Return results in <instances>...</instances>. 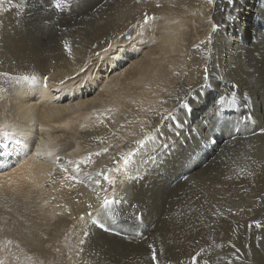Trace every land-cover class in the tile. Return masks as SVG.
<instances>
[{
  "label": "bare ground",
  "instance_id": "obj_1",
  "mask_svg": "<svg viewBox=\"0 0 264 264\" xmlns=\"http://www.w3.org/2000/svg\"><path fill=\"white\" fill-rule=\"evenodd\" d=\"M79 1L0 0V258L20 262L9 253L22 246L60 262L72 254L75 264H124L105 256L119 240L129 241L122 251L177 249L167 264H191L201 248L204 260L229 256L197 205L194 181L224 146L264 126V90L249 74L264 65V0H96L76 11L70 30L53 27L51 15L59 7L69 15ZM121 33L133 40H116L118 55L92 56L93 44ZM90 58L88 81L61 89ZM224 113L240 120L241 135L210 138ZM198 137L210 139L214 159ZM198 158L202 168L185 169ZM156 203L170 208L157 230Z\"/></svg>",
  "mask_w": 264,
  "mask_h": 264
},
{
  "label": "rangeland",
  "instance_id": "obj_2",
  "mask_svg": "<svg viewBox=\"0 0 264 264\" xmlns=\"http://www.w3.org/2000/svg\"><path fill=\"white\" fill-rule=\"evenodd\" d=\"M95 1L96 0H80L74 5L69 15L67 14L68 11L63 12V8L59 7L56 14L51 15L53 19V27H59L61 31L70 30L72 28L73 19L76 16V13L80 11L81 6L92 4ZM61 4H63V1H61ZM71 4L72 3H70V6ZM66 6L70 8V6ZM65 14L67 15L65 16ZM97 16H101V9L99 10V15ZM249 74L253 77L252 85L259 86L262 90H264V65L249 70ZM255 91L256 87H254V92L250 89V95L253 96V93L255 95ZM227 97L231 99L239 97L237 99L240 101L241 99L242 102L247 101V96L240 95L238 92L233 90H229ZM221 115L218 122L220 124ZM220 124L218 125V128H220ZM262 129H264V126ZM216 131L217 130H212L210 132V138L215 140L219 139V136H216ZM194 164V162L187 163L185 169H190L191 172L196 171L199 168H193L192 166H194ZM227 177H231V179H227ZM199 180L197 179L194 181V183L196 182L197 190L201 192L199 193V196L202 197V200L200 203H197V205L201 208V210L205 208L202 212L205 211L204 213L206 215V219H209L211 222L210 232L215 236L218 235L215 240L223 239L228 244L229 249L231 248L229 256L225 254L217 256L223 258L220 261V264H225V261H232V264H264V242L260 241V238L264 237V228L255 227L253 224V221L256 220L260 221L261 224H264V133L261 131L257 137L249 139V141L235 142L229 144L228 146H224L223 150L219 152L214 162V166L203 176V178H200ZM174 183H176V180ZM245 189H247V191H245ZM157 205L158 207H156ZM159 206V203L151 206V211L153 210L155 212L157 210L156 212L160 216L159 220H161L158 221L157 228L155 230L162 226L165 220L164 217L170 209L169 207H166V210L162 212L164 206ZM248 208H252V211L248 212ZM229 209H231V212L228 211ZM241 209H244V211H241ZM7 215L13 218L11 215ZM9 217L7 218V221L9 220ZM0 218V228H4L6 219H3L1 216ZM142 218H144L142 213L137 214L136 219L138 221H141ZM145 225L148 224L145 223ZM249 225L253 226L249 227ZM26 229L28 228H25L24 232L27 231ZM168 230L178 233L179 227L169 228ZM157 232H160V230ZM117 242L122 246H125V244L128 246L129 243V241L127 242L126 240H119ZM233 244L236 246V249H239V261H236L233 258L234 249L231 247ZM122 246L105 247V249L107 248L105 252L107 255L105 256H109L110 258L114 256L112 259H115L114 261L116 263L154 264V262L151 261L150 251H146V246L141 249L135 248V250L134 248H129L130 251L124 249V251H122ZM162 247L156 248L158 251V260L160 264H167V258L175 255V251L177 249L167 246ZM161 248L164 250L160 251ZM10 249V255L15 256V254H18L21 258L20 262L15 264H75L74 258L71 256L72 254L66 255L63 259L64 262H60L50 258V256L43 258L35 252L31 253L28 250H23L22 246H18L16 249H14L13 246H10ZM165 254L169 256L167 257ZM9 259H12V257L8 256V258H0L3 264H13L8 262ZM201 260H199L198 264H204V259Z\"/></svg>",
  "mask_w": 264,
  "mask_h": 264
},
{
  "label": "snow or ice",
  "instance_id": "obj_3",
  "mask_svg": "<svg viewBox=\"0 0 264 264\" xmlns=\"http://www.w3.org/2000/svg\"><path fill=\"white\" fill-rule=\"evenodd\" d=\"M213 2H214V0H208V3H210V4L213 3ZM229 2H231V0H229ZM157 7H160V5H157ZM142 18L154 19V17H148L146 13H142ZM121 36L123 37V40H125V41L133 40V37L131 35L127 34V33L117 34L115 40L106 41L104 44H101L99 46L93 44L92 45V56L97 61H103L110 54L115 53V54L118 55L119 54L118 50H120L123 45L121 43H117L116 40H119L121 38ZM65 47H68V45L65 44ZM69 51H71V50L69 49ZM102 53H103V55H102ZM94 67H95V65L92 64V59L90 58L89 61L87 63L83 64V66L80 68V71L75 73L74 76H67L65 79H61L59 81L61 89L67 88V87H70V86H74V85H82L83 83L88 81V73H91L92 69ZM81 73H84L85 75L81 76ZM77 77H80L79 81H77ZM23 79L27 80L28 77H23ZM44 79H45V81H47L48 77H45ZM34 80H35V78L33 77V81ZM67 81H72L71 85H69L67 83ZM16 83L18 84L19 81H16ZM176 99L179 100L180 97L177 96ZM184 106L186 107L187 105L185 104ZM157 114H159V113H157ZM248 118L249 117H245V119H248ZM261 131H262V133H264V129H262ZM153 138L154 137L147 136L144 139L137 140L136 143L139 144V145H143V144H145V140H151ZM103 152H105V153L108 152V148H104ZM130 155H131V153H128V155L125 156V162H127L128 156H130ZM88 162H90V159L89 160H85V163H88ZM79 170H80L79 166H77V171H79ZM64 171L67 172L68 170L64 169ZM101 175H104V174L101 173ZM105 179H108V177H105ZM227 179H231V177H227ZM245 191H247V189H245ZM114 202H115L114 200L113 201H109L108 199H105L103 201V205L107 206V205H110V204H112ZM89 207H91V205H89ZM228 211L231 212V209H229ZM241 211H244V209H241ZM247 211L251 212L252 208H248ZM253 224H254L255 227L264 228V224H261V222L258 221V220L253 221ZM251 226H253V225H249V227H251ZM101 227H103V225H101ZM260 241L264 242V237H261ZM81 243H83V242L81 241ZM220 247H222V245H220ZM231 247L234 249L233 258L236 261H239L240 260V256L238 255L239 249H236V246L234 244L231 245ZM148 248H149V251L151 253V261L154 262V264H160V262L158 260V251L156 249V246L155 245H149ZM162 250L163 249H160V251H162ZM204 251H205V249L201 248L200 251L196 252L194 255H191V257H190L191 264H198L199 260L202 258L201 257V252H204ZM222 259H223L222 257H215L214 260H213V258L210 257L209 259L204 260V264H220V261ZM169 264H171V262H169ZM177 264H185V262L178 260ZM225 264H232V261H225Z\"/></svg>",
  "mask_w": 264,
  "mask_h": 264
},
{
  "label": "clouds",
  "instance_id": "obj_4",
  "mask_svg": "<svg viewBox=\"0 0 264 264\" xmlns=\"http://www.w3.org/2000/svg\"><path fill=\"white\" fill-rule=\"evenodd\" d=\"M239 136H240V135H239ZM230 140H231V139H230ZM230 140H228V141H230ZM214 158H215V157H214ZM214 158H213V159H214ZM200 168H202V167H200Z\"/></svg>",
  "mask_w": 264,
  "mask_h": 264
}]
</instances>
